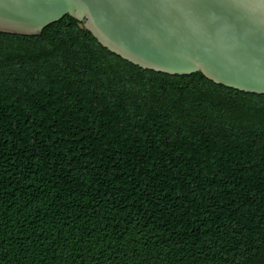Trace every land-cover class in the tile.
<instances>
[{
  "label": "trees",
  "instance_id": "1",
  "mask_svg": "<svg viewBox=\"0 0 264 264\" xmlns=\"http://www.w3.org/2000/svg\"><path fill=\"white\" fill-rule=\"evenodd\" d=\"M0 264H264V94L0 32Z\"/></svg>",
  "mask_w": 264,
  "mask_h": 264
},
{
  "label": "water",
  "instance_id": "2",
  "mask_svg": "<svg viewBox=\"0 0 264 264\" xmlns=\"http://www.w3.org/2000/svg\"><path fill=\"white\" fill-rule=\"evenodd\" d=\"M65 15L143 69L264 94V0H0V32L39 35Z\"/></svg>",
  "mask_w": 264,
  "mask_h": 264
}]
</instances>
